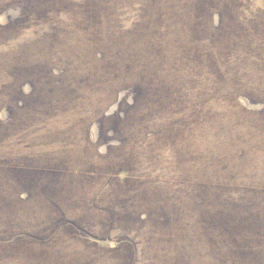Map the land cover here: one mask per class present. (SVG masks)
Returning a JSON list of instances; mask_svg holds the SVG:
<instances>
[{
	"label": "rangeland",
	"instance_id": "1",
	"mask_svg": "<svg viewBox=\"0 0 264 264\" xmlns=\"http://www.w3.org/2000/svg\"><path fill=\"white\" fill-rule=\"evenodd\" d=\"M0 264H264V0H0Z\"/></svg>",
	"mask_w": 264,
	"mask_h": 264
}]
</instances>
